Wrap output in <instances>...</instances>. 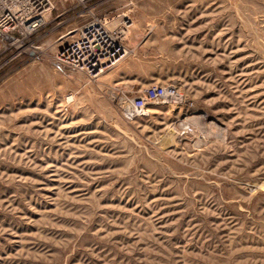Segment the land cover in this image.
I'll return each instance as SVG.
<instances>
[{"label": "rangeland", "instance_id": "374dc122", "mask_svg": "<svg viewBox=\"0 0 264 264\" xmlns=\"http://www.w3.org/2000/svg\"><path fill=\"white\" fill-rule=\"evenodd\" d=\"M53 5L0 38V264H264V0ZM91 22L115 59L57 63Z\"/></svg>", "mask_w": 264, "mask_h": 264}, {"label": "built area", "instance_id": "2783aa9c", "mask_svg": "<svg viewBox=\"0 0 264 264\" xmlns=\"http://www.w3.org/2000/svg\"><path fill=\"white\" fill-rule=\"evenodd\" d=\"M84 3L87 0H77ZM54 9L53 0H0V38L17 43L16 37H26L38 31L48 21ZM117 38L110 34L104 23L91 22L81 27L69 29L58 39L57 63L89 70L93 66L101 67L115 59L118 47L112 49L108 45V37ZM179 93L171 85H154L148 87L144 95L137 97L130 104L126 114L134 116L144 111L149 103L164 99H176Z\"/></svg>", "mask_w": 264, "mask_h": 264}, {"label": "bare ground", "instance_id": "6f19581e", "mask_svg": "<svg viewBox=\"0 0 264 264\" xmlns=\"http://www.w3.org/2000/svg\"><path fill=\"white\" fill-rule=\"evenodd\" d=\"M116 35V34H115ZM121 40H120V38H113V37H111V36H109L108 37V45H109V47L112 49L113 47H122L121 46ZM99 67H101V65L100 64H97V65H94L93 66V73H95L97 70H98V68ZM106 69V68H105Z\"/></svg>", "mask_w": 264, "mask_h": 264}]
</instances>
